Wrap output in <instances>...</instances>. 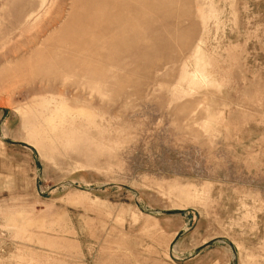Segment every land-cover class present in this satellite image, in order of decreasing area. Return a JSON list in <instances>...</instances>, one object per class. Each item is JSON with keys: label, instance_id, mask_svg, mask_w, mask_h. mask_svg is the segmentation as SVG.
Masks as SVG:
<instances>
[{"label": "rangeland", "instance_id": "obj_1", "mask_svg": "<svg viewBox=\"0 0 264 264\" xmlns=\"http://www.w3.org/2000/svg\"><path fill=\"white\" fill-rule=\"evenodd\" d=\"M0 264H264V0H0Z\"/></svg>", "mask_w": 264, "mask_h": 264}]
</instances>
